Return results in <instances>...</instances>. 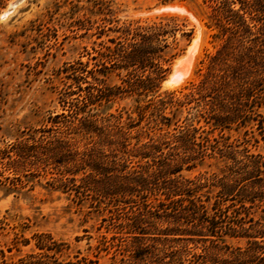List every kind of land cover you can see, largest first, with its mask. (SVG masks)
Listing matches in <instances>:
<instances>
[{"label": "rangeland", "instance_id": "1", "mask_svg": "<svg viewBox=\"0 0 264 264\" xmlns=\"http://www.w3.org/2000/svg\"><path fill=\"white\" fill-rule=\"evenodd\" d=\"M215 1L0 0V264H214L203 249L208 242L193 239H144L147 249L133 253L134 232L126 224L136 204L97 192L96 186L113 182L97 176L99 181L85 183L89 169L78 161L90 156L91 140L101 129L102 136L110 135L93 150L99 161L110 140L124 139L127 148L163 146L171 145L172 135L194 130L202 145H191V160L178 173L200 185V193L211 191L208 206L215 185L246 161L245 154L264 161V99L243 106L250 109L244 124L221 129L197 110L195 97L185 95L223 40L213 35ZM169 18L176 24L173 36L166 34L174 55L157 85L143 88L136 75L112 64L111 50L139 27ZM116 127L121 136L114 134ZM137 159L128 156L124 172ZM147 201L157 202L153 195ZM262 207L254 201L248 216L260 217ZM224 239L231 248H243L250 238Z\"/></svg>", "mask_w": 264, "mask_h": 264}, {"label": "trees", "instance_id": "2", "mask_svg": "<svg viewBox=\"0 0 264 264\" xmlns=\"http://www.w3.org/2000/svg\"><path fill=\"white\" fill-rule=\"evenodd\" d=\"M211 22L218 28V34L213 35L223 40L208 56L202 79L185 95L195 97L200 105L197 110L212 126L223 129L235 121L244 124L250 109L243 106L247 107L254 98L264 99V0H216ZM175 27L172 18L139 27L130 40L114 44L112 64L125 69L128 75H136L143 88L157 85L174 55L168 52L170 44L166 34L173 36ZM244 41L249 44L244 45ZM85 125L90 128L92 122L88 120ZM73 130L80 132L78 125ZM101 132L97 140H91L93 144L87 150L90 156L80 157L78 165L89 169L83 177L87 184L99 180L113 182L110 187L96 186L97 192L136 204L137 211L126 224L134 232L131 235L133 253L145 250L144 239L182 238L207 241L203 249L212 253L214 264H264V207L260 217L248 216L254 201L264 203V170L260 169L264 161L259 154H245L246 161L231 169L229 177L215 185L216 193L208 206L211 191L200 193V185H192L191 179L178 173L182 164L191 160V145H202L195 141L194 130L186 128L172 135L171 145L164 143L163 146V143H142L127 148L124 139L110 140L107 143L110 148L103 154L105 159L99 161L92 157L93 150L96 145L102 146L104 137L110 135L107 132L102 136ZM114 134L121 136L123 131L116 127ZM164 147H168L165 152ZM128 156L138 157L137 165L124 172ZM142 158H146L144 163L139 162ZM97 176L102 178L97 180ZM244 180L247 182L243 183ZM157 193L163 194V199L156 198ZM148 195H153L157 202L147 201ZM136 199H140V204ZM225 200L231 202L225 204ZM245 201L251 204L245 205ZM158 223L166 225L157 228ZM150 227L156 232H148ZM147 233L151 236H145ZM224 235L250 239L243 248H231ZM215 253L224 257L217 259L213 256ZM133 258L134 262L138 260Z\"/></svg>", "mask_w": 264, "mask_h": 264}, {"label": "bare ground", "instance_id": "3", "mask_svg": "<svg viewBox=\"0 0 264 264\" xmlns=\"http://www.w3.org/2000/svg\"><path fill=\"white\" fill-rule=\"evenodd\" d=\"M165 84V83H164Z\"/></svg>", "mask_w": 264, "mask_h": 264}]
</instances>
